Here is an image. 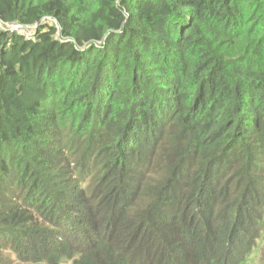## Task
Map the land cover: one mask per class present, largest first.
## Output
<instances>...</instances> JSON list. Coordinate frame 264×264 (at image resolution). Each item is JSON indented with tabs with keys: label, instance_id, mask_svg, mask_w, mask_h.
<instances>
[{
	"label": "trees",
	"instance_id": "obj_1",
	"mask_svg": "<svg viewBox=\"0 0 264 264\" xmlns=\"http://www.w3.org/2000/svg\"><path fill=\"white\" fill-rule=\"evenodd\" d=\"M0 20L37 24L0 29V264L261 256L264 0H0Z\"/></svg>",
	"mask_w": 264,
	"mask_h": 264
},
{
	"label": "built area",
	"instance_id": "obj_2",
	"mask_svg": "<svg viewBox=\"0 0 264 264\" xmlns=\"http://www.w3.org/2000/svg\"><path fill=\"white\" fill-rule=\"evenodd\" d=\"M37 24L25 25L15 21H2L0 20V29L9 33H16L24 36L25 38H31L33 36L34 29Z\"/></svg>",
	"mask_w": 264,
	"mask_h": 264
},
{
	"label": "rangeland",
	"instance_id": "obj_3",
	"mask_svg": "<svg viewBox=\"0 0 264 264\" xmlns=\"http://www.w3.org/2000/svg\"><path fill=\"white\" fill-rule=\"evenodd\" d=\"M263 252L261 253V256L259 255V257L254 261V262H251L249 264H264V250H262ZM261 257V259H260Z\"/></svg>",
	"mask_w": 264,
	"mask_h": 264
}]
</instances>
